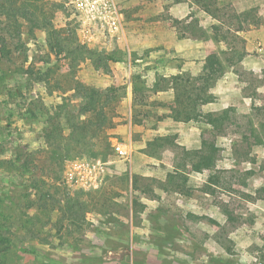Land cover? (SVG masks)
<instances>
[{"label": "rangeland", "instance_id": "obj_1", "mask_svg": "<svg viewBox=\"0 0 264 264\" xmlns=\"http://www.w3.org/2000/svg\"><path fill=\"white\" fill-rule=\"evenodd\" d=\"M41 1L46 6L64 5L65 13L56 14L55 25L63 27L71 23L81 44L99 52L121 50L127 54L128 64H112L109 73L95 70L91 63L82 65L78 78L98 88L127 84L134 72L147 76L150 90L158 76L169 79L185 74L195 81L203 73L205 58L219 54L226 63V72L209 90L213 101H205L199 108L213 118L230 109L232 120L221 135L204 118L198 122H174L165 117L175 104L172 91L158 94L150 91V118L144 125L134 126L128 84L126 95L119 97L115 105L116 128L112 131L115 155L102 161L107 169L103 186L110 177L129 180L127 186L120 181L114 187L119 193L114 197L118 204L114 218L118 223L110 225L107 216L90 213L84 230L87 240L80 246L83 250L77 251L72 248L73 238L69 239L71 243L63 244L56 225L59 213L54 212L51 223L43 226L42 222L34 227L41 233L36 241L29 237L26 241L66 264H216V259L231 260L232 264H264V200L257 195L264 185V0H218L217 18L192 0ZM185 27H190V31ZM199 32H206L209 39H199ZM25 39L28 62L20 57L13 65L0 67V161L12 158L17 151L45 148L41 125L30 123L27 116L28 103L41 101L52 108L71 100L72 106L80 105L73 93L51 94L29 74L22 77L12 72L8 77L11 69L23 64L25 70L30 66L37 70L47 67L46 34L37 31L35 37ZM239 56L242 61L234 64L232 60L237 61ZM56 61L61 71L66 72L68 60L64 56L59 60L51 56V62ZM18 82L23 85L22 93L9 99L7 86L12 89ZM6 100L10 102L8 107ZM167 135L176 136L180 149L165 150L160 159L145 155L149 141ZM203 143L220 150L215 171L189 175L186 192H177L175 186L166 185L167 175L177 169L182 152H201ZM116 146L126 155L118 154ZM83 160L94 162L83 158L68 161L66 167ZM65 170L61 182L73 191L65 184ZM211 174L220 177L214 195L202 192ZM135 176L142 179L141 191L132 186ZM22 185L0 172V190L3 188L9 195L6 201L9 216L15 222L20 219L27 222L30 217L46 222L49 218L46 212L26 208L23 197L27 191ZM231 215L233 222L228 221ZM35 218L32 221H38ZM153 218H159L162 226L168 222L177 224L172 242L160 243L166 231H156ZM173 228L171 225L170 229ZM127 230L129 250L119 244L107 245L121 242ZM128 252L129 258L124 256ZM22 264L47 263L26 255Z\"/></svg>", "mask_w": 264, "mask_h": 264}, {"label": "trees", "instance_id": "obj_2", "mask_svg": "<svg viewBox=\"0 0 264 264\" xmlns=\"http://www.w3.org/2000/svg\"><path fill=\"white\" fill-rule=\"evenodd\" d=\"M194 4L206 13L217 18L218 0H192ZM58 12L65 13L64 5L54 3L46 6L41 0H0V67L13 65L20 57L28 62V43L25 36L35 37L37 31L46 34L45 43L48 47L45 70H37L24 64L10 70L9 75L29 74L36 82L44 84L49 93L61 92L73 93V97L79 99L78 107L72 106L71 100L57 107L48 108L41 101H32L27 104L26 113L30 123L41 125V138L45 148L36 151H17L10 159L0 161V172L7 178L21 181L27 194L23 199L27 201V209H37L46 212L48 220L41 221L38 217H30L27 222L13 221L7 210V199L3 188L0 190V264H22L23 256L31 255L47 264H66L44 253L33 243H28L26 238L36 241L41 234L34 228L38 224L43 226L51 223V215L59 213L56 225L61 235L63 244L71 243L73 249L82 251L80 247L86 237L84 230L88 224V215L98 212L107 216L108 224H117L114 218V208L118 206L114 197L119 193L114 190L115 185L129 180L122 177H110L101 189L96 191L73 190L69 191L63 186L62 175L66 163L78 159L88 158L94 161H108L115 155L112 144V131L116 128L115 105L118 98L126 95L128 84L132 93V123L134 126H142L150 118L149 92L155 94L172 91L174 95V107L168 117L177 123L198 122L201 118L213 127L220 135L226 130V125L232 120V110L223 111L218 117L204 115L199 106L205 101L212 102L213 97L209 90L214 87L225 74L227 66L219 54H212L205 58L203 73L198 80H192L185 74H179L173 78L158 76L152 90L148 85L147 76L142 72H134L127 84L112 85L107 88H98L82 82L78 78V70L82 65L91 63L97 71L109 73L112 64H128L127 54L121 50L113 52H99L81 44L77 38V31L71 27V23L63 27L55 25V17ZM216 29V28H215ZM190 31V27H185ZM197 31V30H194ZM195 35V33L193 34ZM199 39H209L206 32L197 34ZM214 40L219 43L217 37ZM51 56L57 60L64 56L68 60V69L61 71L59 62H51ZM136 57L132 63H136ZM234 64L242 61L232 60ZM48 65H52L48 66ZM147 71L150 68L146 69ZM1 72H3L1 70ZM66 86V87H65ZM8 89V98L18 97L23 89L18 82L14 88ZM5 105L9 106V100ZM12 110V109H11ZM13 116V113L10 114ZM2 130V128H0ZM175 135L157 136L147 143L144 150L146 156L160 159L161 154L168 149H180ZM220 150L213 145L203 143L201 152L181 154V161L174 173L167 175L166 185L175 186V191L186 192L189 175L203 172H213L220 160ZM139 176L133 177L132 186L140 190ZM220 184V177L211 174L202 192L214 195L215 187ZM258 199L264 200V185L257 191ZM137 205V204H136ZM228 212V211H227ZM35 218L38 221L34 222ZM154 229L163 234L164 240L160 243L172 242L177 225L174 222L162 226L159 218H153ZM228 221H234L232 215ZM29 225V227H27ZM173 225V230L170 226ZM130 233L125 231L121 242L107 243L113 247L115 244L123 245L129 250ZM107 236V235H106ZM77 237V238H76ZM159 241V240H158ZM230 242V241H229ZM232 243V242H230ZM232 253L231 248H227ZM124 256L130 257L129 252ZM216 264H232L231 260L216 259ZM134 264H139L134 262Z\"/></svg>", "mask_w": 264, "mask_h": 264}, {"label": "built area", "instance_id": "obj_3", "mask_svg": "<svg viewBox=\"0 0 264 264\" xmlns=\"http://www.w3.org/2000/svg\"><path fill=\"white\" fill-rule=\"evenodd\" d=\"M115 149L121 156L126 155L120 146H116ZM106 173V163L100 160L94 162L83 160L67 165L64 181L72 190L95 191L103 186Z\"/></svg>", "mask_w": 264, "mask_h": 264}]
</instances>
